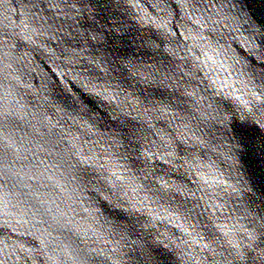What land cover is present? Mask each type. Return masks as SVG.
I'll return each instance as SVG.
<instances>
[{"label": "clouds", "instance_id": "1", "mask_svg": "<svg viewBox=\"0 0 264 264\" xmlns=\"http://www.w3.org/2000/svg\"><path fill=\"white\" fill-rule=\"evenodd\" d=\"M32 2L45 4L46 0ZM192 2L207 8L198 18L200 39L178 51L185 50L182 58L190 72L202 70L201 57L206 59L207 53L216 56L217 64H209L207 72L214 79L205 85L199 107L209 118L211 139L219 135L236 140L240 164L248 169L250 158L259 160L264 154V63L237 57L231 42L240 41L254 53L264 51L260 47L264 21L256 18L245 0ZM5 8L13 11L11 0H0V17ZM198 10L187 13L186 23L197 19ZM82 39L79 31L68 32L42 10L12 30H6L0 18V264H93L99 243L116 241L119 246L120 240H124L123 256L114 264H151L154 245L167 244L175 236L171 227L182 219L195 232L202 223L200 202L208 192L197 173L207 157L198 142L186 138L178 146L159 131L155 133L159 141L153 140L155 126L149 121L139 139L135 131L107 139L95 160L88 156L86 162L81 156L88 154L66 140L65 127H86L89 120L116 124L125 115V107L140 111L138 104L127 100L126 92L115 94L113 99L121 102L114 104L107 90L96 91L102 81L121 71L117 61L106 60L96 71L83 57L73 59L70 49L80 47ZM38 59L51 66V72L41 74L39 81ZM217 80L219 86L214 87ZM109 109L113 120L106 119ZM156 159L184 169L195 190L189 189L184 196L168 181L161 183L162 177L149 170ZM49 173L58 175L63 184H52ZM235 191L218 188L217 198L224 200V206L222 210L211 205L213 225L225 217ZM145 192L152 194L151 205L168 202L178 215L145 216L150 207L141 195ZM84 223L93 225V230L77 232L76 225ZM124 233L135 239H125ZM116 251L114 247L112 253ZM197 257L199 264H264V238L247 256L210 240Z\"/></svg>", "mask_w": 264, "mask_h": 264}]
</instances>
